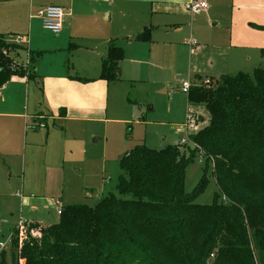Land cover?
I'll return each instance as SVG.
<instances>
[{"label":"trees","instance_id":"1","mask_svg":"<svg viewBox=\"0 0 264 264\" xmlns=\"http://www.w3.org/2000/svg\"><path fill=\"white\" fill-rule=\"evenodd\" d=\"M137 39L149 41V30ZM42 54L30 52L29 78ZM123 58V48L110 45L101 78L119 80ZM11 62L0 52V85L26 73ZM187 97L211 117L190 136L189 155L177 144L136 145L120 162L119 196L63 207L40 238L29 232L16 241L12 264H207L211 256L213 264H264V67L193 85ZM197 154L203 175L187 193L186 170ZM210 171L218 191L200 204Z\"/></svg>","mask_w":264,"mask_h":264},{"label":"crops","instance_id":"2","mask_svg":"<svg viewBox=\"0 0 264 264\" xmlns=\"http://www.w3.org/2000/svg\"><path fill=\"white\" fill-rule=\"evenodd\" d=\"M25 1L30 32L9 55L26 73L0 85V156L21 152L27 158L47 146H87L103 138L96 135L97 124L144 119L157 109L159 96L175 91L171 84L178 74L171 79L169 68L178 54L188 56L182 74L192 85L264 67V0H205L208 8L194 15L185 9L192 0ZM49 5L66 10L63 29L51 32V45L38 36L33 43L34 29H44L37 12ZM145 30L151 39L138 40ZM7 31L0 29V37L18 34ZM190 38L199 42L195 53ZM112 44L123 48L124 58L119 80L107 81L101 78L102 63ZM31 51L43 52L33 78L28 77ZM187 102L195 111L188 97ZM105 184L112 185L111 179Z\"/></svg>","mask_w":264,"mask_h":264},{"label":"rangeland","instance_id":"3","mask_svg":"<svg viewBox=\"0 0 264 264\" xmlns=\"http://www.w3.org/2000/svg\"><path fill=\"white\" fill-rule=\"evenodd\" d=\"M0 4V29L5 31L11 29L7 32L20 35L25 33V37L28 38L26 34L30 32V28L28 7L25 5L27 2L16 0ZM40 28L34 29V32L31 29V34L32 32L35 34L33 43L38 41L36 39L38 36L41 38V44H53L52 37L55 35L49 31L47 35L44 29ZM13 40L12 37H0V52L9 58L10 50L20 46V43ZM192 51L195 53L197 48ZM193 58L195 61L198 60L197 56ZM187 60L188 56L185 53L176 56V63H172L169 68L171 79L175 77V73L178 74L171 84L175 91L171 92V97L169 94L159 96L157 93L156 96H159L157 109L148 110L144 119L133 116L124 125L117 122L97 124L96 135L103 138L98 142L92 141L87 146L71 149L67 146L64 150H53L47 146L36 149L33 156L27 158L21 152L18 156L14 152L0 156V243H7L5 248L0 247V264L13 263V256L17 252L16 241L25 239L29 232L32 236L40 238L41 228L59 220L60 216L57 213L59 205H53L51 200L61 202L64 207L75 204H88L94 207L100 197L109 193L119 196L117 185L122 174L120 162L127 152L136 145L145 144L149 148L161 150L178 143L179 124L185 121L190 107L187 102L188 93L179 89L184 78L188 79V76L183 77L182 74L186 73ZM14 63L12 60L9 67L12 70H20L21 67ZM220 79L201 78L194 85L215 86ZM145 107L147 110V106ZM191 107L204 119L201 129L205 128L211 118L207 107L205 105ZM10 129L13 130V125ZM192 150H194L192 144L182 148L187 155ZM23 163L26 164V171L23 170ZM204 164L205 158L197 154L194 162L187 168L185 180L187 193L193 191L202 177ZM208 177L209 186L197 200L200 204H211L218 191L211 171ZM107 179H111L112 185L105 184ZM23 221L27 222L20 224ZM10 237L12 242H9ZM213 259L211 256L207 264H213Z\"/></svg>","mask_w":264,"mask_h":264},{"label":"built area","instance_id":"4","mask_svg":"<svg viewBox=\"0 0 264 264\" xmlns=\"http://www.w3.org/2000/svg\"><path fill=\"white\" fill-rule=\"evenodd\" d=\"M208 8V4L205 0H192L188 3L185 4V9L187 12L190 14H198ZM37 16L41 19L42 21V26L45 30H48L54 34H59L64 25V20L66 17V10L58 5H49L46 7L41 8L37 12ZM16 43H24L26 40V37L23 35H15L11 36ZM188 45L190 46L191 49H196L199 47V44L196 39H191L188 41ZM6 53V52H5ZM15 65V63H14ZM17 65V64H16ZM192 87V84L189 80H184L182 82V91L185 93H188ZM202 118L200 115L192 110L189 109L187 111L186 119L184 122L179 124V141L176 143L179 148H187L188 145L192 144L195 147V144L192 143L190 136L194 133H197L201 129L202 125ZM40 126H44V124H40ZM226 200V198H223ZM52 204H58L59 208L57 209L58 215H61L62 210H63V205L61 202H58L57 200H52ZM23 221L20 224L23 225ZM9 242H12V238L10 237ZM7 246V243H0L1 248H5Z\"/></svg>","mask_w":264,"mask_h":264},{"label":"water","instance_id":"5","mask_svg":"<svg viewBox=\"0 0 264 264\" xmlns=\"http://www.w3.org/2000/svg\"><path fill=\"white\" fill-rule=\"evenodd\" d=\"M202 121H204V119L202 118Z\"/></svg>","mask_w":264,"mask_h":264}]
</instances>
